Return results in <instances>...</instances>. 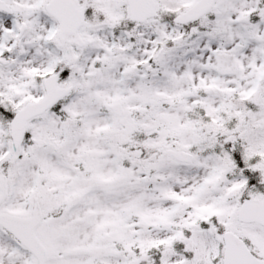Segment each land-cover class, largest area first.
Wrapping results in <instances>:
<instances>
[{"label":"rangeland","instance_id":"rangeland-1","mask_svg":"<svg viewBox=\"0 0 264 264\" xmlns=\"http://www.w3.org/2000/svg\"><path fill=\"white\" fill-rule=\"evenodd\" d=\"M79 1L83 47L58 46L49 0L0 11V213L40 205L47 264H222L228 230L264 259V227L238 220L245 199L264 198V0H220L190 27L131 22L127 0ZM194 1L166 0L175 14ZM52 74L73 91L14 152L11 120ZM0 264L38 260L0 226Z\"/></svg>","mask_w":264,"mask_h":264},{"label":"water","instance_id":"water-1","mask_svg":"<svg viewBox=\"0 0 264 264\" xmlns=\"http://www.w3.org/2000/svg\"><path fill=\"white\" fill-rule=\"evenodd\" d=\"M217 0H199L193 7L175 18L176 23L186 24L198 21L209 12ZM130 5V19L132 21L145 22L147 19L155 17V0H128ZM0 10L11 12L4 0H0ZM48 12L55 16L60 23L58 32V43L64 47L69 36H74V42L79 46L83 45L79 32L85 25V11L78 0H52L47 5ZM24 27L22 28V31ZM94 76V75H93ZM47 94L43 99L35 103H29L22 109L12 121V137L15 144V151L20 149L28 121L38 115L43 114L47 109L53 107L60 100L66 97L72 87L64 88L58 85V76L52 75L45 79ZM113 110L123 115V110L119 103L113 105ZM40 146L43 141H38ZM170 154L182 162H191L193 155L185 151L171 150ZM80 176L77 177V180ZM8 195L7 178L0 175V204ZM238 219L245 223H258L264 226V199L261 201L247 199L239 209ZM42 222V215L39 206L36 204L33 216L22 218L7 213L0 215V224L15 235L33 254L38 258L39 264H46L48 260L47 248L35 235V229ZM225 251L223 264H264V260H259L248 248L245 241L233 231L224 234Z\"/></svg>","mask_w":264,"mask_h":264},{"label":"trees","instance_id":"trees-1","mask_svg":"<svg viewBox=\"0 0 264 264\" xmlns=\"http://www.w3.org/2000/svg\"><path fill=\"white\" fill-rule=\"evenodd\" d=\"M162 16H163L164 18L172 19V17H171L170 15H162ZM201 109H202V107L200 106V103H195L194 108H191V109L188 111V115H189V116H192V118H193L194 116H197V115L200 113ZM201 112H203V110H202ZM232 147H236V146L228 144V145H227V150L230 151V152L232 153L233 158H234L235 160H237V161L241 164L240 158H239V156L237 155L238 152L232 151V150H231ZM237 150H238V149H237ZM239 152H240V151H239ZM241 166H243V164H242ZM251 182H254L253 179H251ZM161 246H162V245H161ZM161 246H160V247H161ZM160 247H159V248H160ZM159 254H160V252H159Z\"/></svg>","mask_w":264,"mask_h":264}]
</instances>
